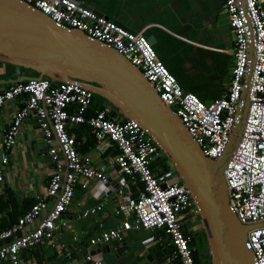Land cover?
<instances>
[{
    "label": "built area",
    "instance_id": "2783aa9c",
    "mask_svg": "<svg viewBox=\"0 0 264 264\" xmlns=\"http://www.w3.org/2000/svg\"><path fill=\"white\" fill-rule=\"evenodd\" d=\"M20 1L58 26L81 31L111 47L137 67L160 101L178 116L204 156L210 159L222 157L238 121L236 109L242 105L241 92L249 87L243 131L223 174L229 205L239 223L264 224V0H244V7L239 0H223L233 35V66L227 91L210 104L182 91L143 35L131 33L73 0ZM19 97L25 99L24 105L2 137L0 182L20 127L31 115L37 118L53 168L44 194L9 228L0 230V264H22L21 254L36 249L43 240L52 245L54 233L67 226L61 217L70 208L74 189L81 180H97L100 186L107 182L105 167L86 166L77 151L69 128L79 124L87 125L98 142L115 146L111 165L126 177L118 182L115 198V213L123 219L121 225L91 239L84 260L102 264V258L90 249L121 241L125 232L136 229L163 231L171 252L169 264H194L192 236L185 229L190 232L187 229L190 224L195 231L196 210L172 166L161 169L165 156L154 138L137 122L111 119L106 110L88 116L94 94L76 83H52L46 78L14 83L0 90V108ZM102 206L86 210L84 216L96 214ZM247 237L254 263L264 264V226L251 229ZM64 257L70 259L71 252H65Z\"/></svg>",
    "mask_w": 264,
    "mask_h": 264
},
{
    "label": "crops",
    "instance_id": "0c3cea01",
    "mask_svg": "<svg viewBox=\"0 0 264 264\" xmlns=\"http://www.w3.org/2000/svg\"><path fill=\"white\" fill-rule=\"evenodd\" d=\"M73 1L131 33L143 35L184 93L210 104L227 91L233 66V36L225 22L223 0ZM23 75L37 76L0 61V90L11 85L7 82ZM24 102L25 99L19 97L0 108V157L3 134ZM97 102L109 113L111 109L105 101ZM92 108H95L94 104H91L88 116L98 111H90ZM36 119L31 115L20 127L8 163L3 166L0 201L18 204L30 199L35 203L45 192L53 167ZM69 133L86 166L92 169L105 167L107 182L100 186L97 180H81L74 189L70 208L61 217V222L67 226L54 233L52 245L43 240L36 249L24 251L22 264H81L89 250V241L102 231L116 229L123 221L115 213V198L118 182L126 177L111 165L115 146L98 142L87 125H72ZM98 205H103L100 211L84 216L86 210ZM3 206L0 227L1 223L8 226L12 219L21 216L17 214L11 218L8 214L18 205ZM27 207L19 205L22 212L28 210ZM121 241L126 247L120 246L117 253L108 250L113 242L92 247L90 251L102 258V264H142L145 253L164 256L169 264L168 239L160 231L131 229L124 233ZM65 252H71L70 259L64 257Z\"/></svg>",
    "mask_w": 264,
    "mask_h": 264
},
{
    "label": "water",
    "instance_id": "95a60500",
    "mask_svg": "<svg viewBox=\"0 0 264 264\" xmlns=\"http://www.w3.org/2000/svg\"><path fill=\"white\" fill-rule=\"evenodd\" d=\"M239 1L244 7L245 1ZM225 22L229 23L228 18ZM249 58L252 70V45ZM0 61L37 74L7 83L44 78L52 83H76L106 102L111 119L137 122L161 147L166 158L161 169L172 166L189 191L196 210V232L205 236L210 264H255L247 236L251 229L264 224L239 223L229 205L223 174L243 131L249 87L241 92L242 105L236 109L238 121L222 157L213 160L204 156L178 116L160 101L137 67L111 47L81 31L58 26L20 0H0ZM249 80L250 76L246 78L248 86ZM187 229L194 231L190 224ZM120 246L125 248V242H113L108 250L117 253ZM81 264L90 263L83 260ZM142 264H166V259L145 253Z\"/></svg>",
    "mask_w": 264,
    "mask_h": 264
},
{
    "label": "trees",
    "instance_id": "16d2710c",
    "mask_svg": "<svg viewBox=\"0 0 264 264\" xmlns=\"http://www.w3.org/2000/svg\"><path fill=\"white\" fill-rule=\"evenodd\" d=\"M35 75H37V74H35ZM97 101L104 102L103 99H101V98H99L97 96H94L92 104L95 105V108L90 109V111H92V110H98V111L102 110V107H100V104ZM84 125L85 124H83V126ZM162 161L165 162L166 159H164ZM33 204H34V201H32L30 199H27L24 202L18 203V204H15V203L9 204L8 202H3L1 200L0 201V209L4 208L3 205H18V206H14V208H12V210H11L12 213H8L9 217L11 216V218H14L15 216L17 217V214H21L22 215L25 211H27V210H25L23 212L20 211L19 205H28L27 208L29 209ZM18 218L19 217L12 219L11 220V224L8 225V226H4L5 223H1L2 227H0L1 228L0 230L9 228L14 222L17 221ZM160 232L163 233V231H160ZM185 233L186 234H190L192 236V242L190 243V248L192 249V258H193L194 264H201L202 262H204V264H210L209 255L207 253L206 254L202 253L203 252V248L206 246L205 236H204L203 232H195V231L187 232L186 229H185ZM198 236H199V239H198ZM200 250H202V251L200 252ZM176 264H178V263H176Z\"/></svg>",
    "mask_w": 264,
    "mask_h": 264
},
{
    "label": "rangeland",
    "instance_id": "374dc122",
    "mask_svg": "<svg viewBox=\"0 0 264 264\" xmlns=\"http://www.w3.org/2000/svg\"><path fill=\"white\" fill-rule=\"evenodd\" d=\"M166 159V158H165ZM197 220V219H196ZM195 231H197L198 230V226L197 225H195ZM202 237V236H201ZM203 238V237H202ZM198 239H199V236H198ZM204 240V239H203ZM206 247V246H205ZM205 247L203 248V254H206L207 253V251L205 250ZM202 250H200V252H201ZM201 264H204V262H202Z\"/></svg>",
    "mask_w": 264,
    "mask_h": 264
},
{
    "label": "clouds",
    "instance_id": "9594fccd",
    "mask_svg": "<svg viewBox=\"0 0 264 264\" xmlns=\"http://www.w3.org/2000/svg\"><path fill=\"white\" fill-rule=\"evenodd\" d=\"M166 162V161H165Z\"/></svg>",
    "mask_w": 264,
    "mask_h": 264
}]
</instances>
